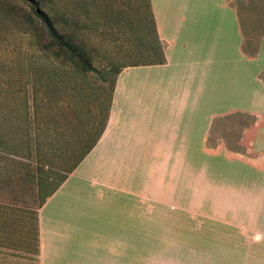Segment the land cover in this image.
Listing matches in <instances>:
<instances>
[{
	"label": "rangeland",
	"instance_id": "rangeland-1",
	"mask_svg": "<svg viewBox=\"0 0 264 264\" xmlns=\"http://www.w3.org/2000/svg\"><path fill=\"white\" fill-rule=\"evenodd\" d=\"M40 1L0 0V205L6 206L0 207V264H38L40 210L86 157L80 160L109 111L117 72L157 58L150 0H48L45 11L58 19L56 27L75 34L90 53L95 71L87 74L37 48L42 30L31 6ZM261 131L263 140L264 112ZM223 138L234 144L238 137H210L208 145ZM261 153L260 175L247 170V159L216 174L201 169L198 158L191 206L134 196L132 229L143 235L134 237V249L164 264H264V142ZM83 175L78 169L61 194L65 201L73 196L81 211L92 210L93 190Z\"/></svg>",
	"mask_w": 264,
	"mask_h": 264
},
{
	"label": "crops",
	"instance_id": "crops-1",
	"mask_svg": "<svg viewBox=\"0 0 264 264\" xmlns=\"http://www.w3.org/2000/svg\"><path fill=\"white\" fill-rule=\"evenodd\" d=\"M150 9L165 61L115 76L98 142L40 210L38 264H164L134 249L143 237L132 229L134 196L195 204L198 158L216 174L247 159L260 175L264 0H150ZM210 137L238 138L210 146ZM82 168L92 210L61 194Z\"/></svg>",
	"mask_w": 264,
	"mask_h": 264
},
{
	"label": "trees",
	"instance_id": "trees-1",
	"mask_svg": "<svg viewBox=\"0 0 264 264\" xmlns=\"http://www.w3.org/2000/svg\"><path fill=\"white\" fill-rule=\"evenodd\" d=\"M47 3L48 0H41L40 2L37 3V6L35 7L31 6L34 19L36 23L40 25L42 30L41 32L42 35L40 37H37V41H36L37 42L36 46L39 49V51L45 54H47L48 52L51 53L56 60L60 61L63 64L69 65L71 69H73L75 72L79 74H87L89 72H94L95 67L93 65V59L90 53L87 52L85 46L79 42L78 37L75 34L70 32H66V33L60 32V30L56 27V23L58 22V19H52V17H50V15L45 11ZM22 18L24 19V22L27 24V26L33 25L32 21L28 20V18L25 15H23ZM148 22L151 28V32L153 33V36L155 38V44L157 48L156 49L157 58L143 65L162 64L164 63L165 59L163 55L161 42L156 33L155 23L151 14V9L148 16ZM32 28L33 30L35 28L36 32H38V28L36 26ZM44 36H45L44 39H47L46 41H42L43 39L42 37ZM145 40H146V46H149L150 41L146 35L144 37V41ZM107 117H108V112L104 115L103 122L100 124L99 130L95 135V137H89L86 148L83 151L80 160H82L98 142L100 135L106 125ZM65 180L66 178H64L61 181V183L64 182ZM59 186L60 184L56 186V188ZM54 191H52L48 196H50ZM0 207L3 208L6 206L0 205ZM37 238H38V230H37ZM37 252H38V240H37Z\"/></svg>",
	"mask_w": 264,
	"mask_h": 264
}]
</instances>
